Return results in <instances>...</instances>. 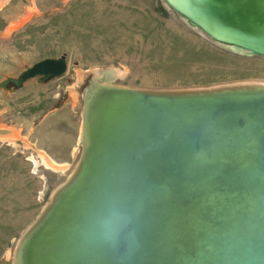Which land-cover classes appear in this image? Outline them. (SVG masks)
<instances>
[{
    "label": "water",
    "instance_id": "water-1",
    "mask_svg": "<svg viewBox=\"0 0 264 264\" xmlns=\"http://www.w3.org/2000/svg\"><path fill=\"white\" fill-rule=\"evenodd\" d=\"M165 1L213 39L264 55V0ZM66 66L41 59L0 89ZM98 80L86 88L80 160L22 243L25 264H264V88Z\"/></svg>",
    "mask_w": 264,
    "mask_h": 264
},
{
    "label": "rangeland",
    "instance_id": "rangeland-1",
    "mask_svg": "<svg viewBox=\"0 0 264 264\" xmlns=\"http://www.w3.org/2000/svg\"><path fill=\"white\" fill-rule=\"evenodd\" d=\"M59 57L61 76L0 89V264L78 165L96 71L148 91L264 86V55L213 39L165 0H0V81Z\"/></svg>",
    "mask_w": 264,
    "mask_h": 264
},
{
    "label": "bare ground",
    "instance_id": "bare-ground-1",
    "mask_svg": "<svg viewBox=\"0 0 264 264\" xmlns=\"http://www.w3.org/2000/svg\"><path fill=\"white\" fill-rule=\"evenodd\" d=\"M120 73L118 71H116L115 69H106L105 71L103 72H99V71H96L95 73V77L98 79L101 78L103 83L105 84H110L111 83V80L115 79L117 76H119ZM254 87H261V88H264V86H259V85H239V86H224V87H219V88H214V89H208V90H197V91H186V92H213V91H222V90H226V89H234V90H237V89H254ZM255 91H258V90H255ZM83 132V131H82ZM82 132H81V136H80V142L83 144L84 143V140H83V137H82ZM46 166L48 167H51L53 169H55L56 167H54L52 164H49V163H46L44 162ZM71 177V176H70ZM55 194V193H54ZM53 196V195H52ZM46 210V209H45ZM41 218V217H40ZM39 218V219H40ZM37 220V219H36ZM36 222V221H35ZM36 224V223H35ZM35 224L30 227L26 232L25 234L21 237L19 243H18V246L16 248V251H15V255H14V260H13V264H25V259H24V256L22 255V249H21V245L22 243L24 242L25 243V239L28 235V233L35 227ZM23 243V244H24ZM23 247V245H22ZM21 251V252H20Z\"/></svg>",
    "mask_w": 264,
    "mask_h": 264
}]
</instances>
